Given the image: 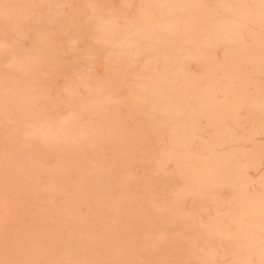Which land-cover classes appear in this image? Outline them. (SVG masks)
Instances as JSON below:
<instances>
[{
	"label": "rangeland",
	"instance_id": "obj_1",
	"mask_svg": "<svg viewBox=\"0 0 264 264\" xmlns=\"http://www.w3.org/2000/svg\"><path fill=\"white\" fill-rule=\"evenodd\" d=\"M0 264H264V2L0 0Z\"/></svg>",
	"mask_w": 264,
	"mask_h": 264
},
{
	"label": "snow or ice",
	"instance_id": "obj_2",
	"mask_svg": "<svg viewBox=\"0 0 264 264\" xmlns=\"http://www.w3.org/2000/svg\"><path fill=\"white\" fill-rule=\"evenodd\" d=\"M262 2H264V0H262Z\"/></svg>",
	"mask_w": 264,
	"mask_h": 264
}]
</instances>
